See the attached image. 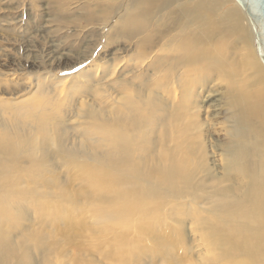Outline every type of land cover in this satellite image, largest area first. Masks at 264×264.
<instances>
[{"label": "bare ground", "instance_id": "obj_1", "mask_svg": "<svg viewBox=\"0 0 264 264\" xmlns=\"http://www.w3.org/2000/svg\"><path fill=\"white\" fill-rule=\"evenodd\" d=\"M82 11L106 29L95 58L0 82V264H264V63L241 5Z\"/></svg>", "mask_w": 264, "mask_h": 264}, {"label": "rangeland", "instance_id": "obj_2", "mask_svg": "<svg viewBox=\"0 0 264 264\" xmlns=\"http://www.w3.org/2000/svg\"><path fill=\"white\" fill-rule=\"evenodd\" d=\"M85 4L86 0H72L63 10L59 0H0V82L14 83L13 86L19 91L21 86L39 74L46 75V72L51 71L62 75L68 70L81 68L84 64L74 63L82 61L94 49H98L93 54L96 55L102 46L99 44L100 32L106 29L102 28L104 25L100 21L96 24L86 23V15L82 11ZM115 47L112 43L102 52V57H110ZM127 48L129 53L131 48ZM3 85L0 94L8 93L7 87ZM72 93L75 97L79 96L76 92ZM76 183L72 182L71 188H76ZM62 215L57 230H65L71 222L75 220L77 223L80 219L78 213L69 218L66 213ZM59 241L62 243L63 238H59ZM77 244L74 242L73 247ZM64 247L66 249L67 246ZM75 250L69 248V254L78 251ZM94 259L99 261L95 256ZM200 259L196 255L193 261L201 262Z\"/></svg>", "mask_w": 264, "mask_h": 264}, {"label": "water", "instance_id": "obj_3", "mask_svg": "<svg viewBox=\"0 0 264 264\" xmlns=\"http://www.w3.org/2000/svg\"><path fill=\"white\" fill-rule=\"evenodd\" d=\"M253 27L257 51L264 63V0H237Z\"/></svg>", "mask_w": 264, "mask_h": 264}]
</instances>
